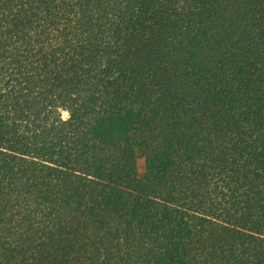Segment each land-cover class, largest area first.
Here are the masks:
<instances>
[{
	"label": "trees",
	"instance_id": "obj_1",
	"mask_svg": "<svg viewBox=\"0 0 264 264\" xmlns=\"http://www.w3.org/2000/svg\"><path fill=\"white\" fill-rule=\"evenodd\" d=\"M0 264H264V0H0Z\"/></svg>",
	"mask_w": 264,
	"mask_h": 264
},
{
	"label": "rangeland",
	"instance_id": "obj_2",
	"mask_svg": "<svg viewBox=\"0 0 264 264\" xmlns=\"http://www.w3.org/2000/svg\"><path fill=\"white\" fill-rule=\"evenodd\" d=\"M63 117L66 118L67 115H64V111H63ZM143 165H144V161L143 160H140L139 161V166H140V169L143 170Z\"/></svg>",
	"mask_w": 264,
	"mask_h": 264
},
{
	"label": "water",
	"instance_id": "obj_3",
	"mask_svg": "<svg viewBox=\"0 0 264 264\" xmlns=\"http://www.w3.org/2000/svg\"><path fill=\"white\" fill-rule=\"evenodd\" d=\"M69 117V112L67 111V117L66 118H68Z\"/></svg>",
	"mask_w": 264,
	"mask_h": 264
},
{
	"label": "bare ground",
	"instance_id": "obj_4",
	"mask_svg": "<svg viewBox=\"0 0 264 264\" xmlns=\"http://www.w3.org/2000/svg\"><path fill=\"white\" fill-rule=\"evenodd\" d=\"M64 115H67V111L64 112Z\"/></svg>",
	"mask_w": 264,
	"mask_h": 264
}]
</instances>
